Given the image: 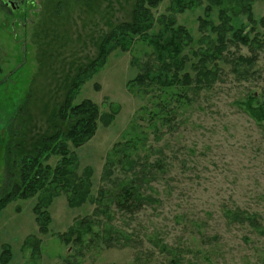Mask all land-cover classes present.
Wrapping results in <instances>:
<instances>
[{
	"label": "rangeland",
	"instance_id": "1",
	"mask_svg": "<svg viewBox=\"0 0 264 264\" xmlns=\"http://www.w3.org/2000/svg\"><path fill=\"white\" fill-rule=\"evenodd\" d=\"M135 2L31 0L13 11L0 0V184L6 131L24 98L31 101V137L78 70L97 57L103 36L131 21ZM169 5L164 0L154 16L168 14ZM206 6L176 15L192 38L183 52L191 85L131 84L146 70L161 71L153 48L136 39L81 87L75 103L91 100L103 118L88 143L71 147L78 173L92 170L90 199L71 207L66 194L56 195L46 234L33 211L43 195L12 202L0 215V264L5 249L7 264H264V122L245 108L253 93L264 95V0L253 4L263 44L230 45L221 59L208 58L216 74L210 86L196 82L201 53L216 39L199 29ZM218 14L216 8L210 18L217 25ZM130 187L141 200L132 211L117 202ZM83 220L91 232L75 246L63 236Z\"/></svg>",
	"mask_w": 264,
	"mask_h": 264
},
{
	"label": "trees",
	"instance_id": "2",
	"mask_svg": "<svg viewBox=\"0 0 264 264\" xmlns=\"http://www.w3.org/2000/svg\"><path fill=\"white\" fill-rule=\"evenodd\" d=\"M163 1L136 0L131 21L115 26L103 36L98 44L97 57L89 65L78 70L64 100L55 104L45 127L31 137L29 133L35 129L30 126L31 101L29 95L24 98L10 121L6 131L7 140L1 149L3 171L0 184V215L14 201L43 195L33 211L40 231L46 234L51 223L47 208L56 195L66 194L71 207H79L88 202L93 173L91 169H87L83 174L78 173L79 157L71 147L77 150L88 143L96 135L103 118L99 106L91 100L80 103H75V100L81 87L105 66L112 52L128 51L136 39L153 48L161 71L152 73L146 70L143 77L139 76L131 82L133 85L136 82L143 84L145 79L157 80L165 89H172L177 85H191V77L183 72V52L191 44L192 38L183 26L177 25L176 15L204 2L207 3L205 18H200L199 29L203 33L215 34L216 39L211 52L201 53L203 58L200 60L201 65L197 67V83L210 86L216 80V74L207 67L208 58L221 59L230 45L258 48L263 44L256 33L253 9V4L259 0H170L168 14L156 18L153 10ZM216 8L219 9V25L210 19ZM260 24L264 26V18L260 20ZM156 26L161 29L155 31ZM238 60L249 65L255 63V58L239 57ZM163 72H166V75H163ZM245 104L251 117L262 124L264 95L260 98L253 93ZM107 119L106 123L110 124L114 115L111 114ZM117 153L119 154V151L115 152ZM51 157L59 158L55 167L48 164ZM137 193L135 187L123 188L117 200L121 209L132 211L138 208L141 200ZM90 232L91 223L83 220L79 222L78 227L71 229L63 237L67 242L80 246ZM10 258V250L5 249L1 255V263L7 264Z\"/></svg>",
	"mask_w": 264,
	"mask_h": 264
},
{
	"label": "flooded vegetation",
	"instance_id": "3",
	"mask_svg": "<svg viewBox=\"0 0 264 264\" xmlns=\"http://www.w3.org/2000/svg\"><path fill=\"white\" fill-rule=\"evenodd\" d=\"M3 1V3L13 9V11H18L20 10L22 7L26 6V4L29 3V1L31 0H1Z\"/></svg>",
	"mask_w": 264,
	"mask_h": 264
}]
</instances>
